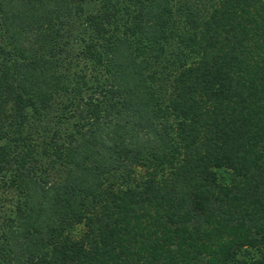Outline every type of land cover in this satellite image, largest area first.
Segmentation results:
<instances>
[{
	"label": "trees",
	"instance_id": "1",
	"mask_svg": "<svg viewBox=\"0 0 264 264\" xmlns=\"http://www.w3.org/2000/svg\"><path fill=\"white\" fill-rule=\"evenodd\" d=\"M0 264H264V0H0Z\"/></svg>",
	"mask_w": 264,
	"mask_h": 264
}]
</instances>
